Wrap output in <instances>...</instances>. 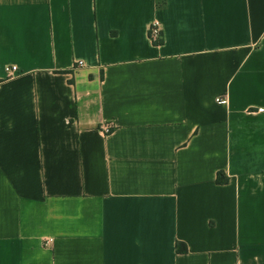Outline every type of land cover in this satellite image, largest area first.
Segmentation results:
<instances>
[{
    "label": "crops",
    "instance_id": "0c3cea01",
    "mask_svg": "<svg viewBox=\"0 0 264 264\" xmlns=\"http://www.w3.org/2000/svg\"><path fill=\"white\" fill-rule=\"evenodd\" d=\"M258 108L264 0H0V264H264Z\"/></svg>",
    "mask_w": 264,
    "mask_h": 264
},
{
    "label": "built area",
    "instance_id": "2783aa9c",
    "mask_svg": "<svg viewBox=\"0 0 264 264\" xmlns=\"http://www.w3.org/2000/svg\"><path fill=\"white\" fill-rule=\"evenodd\" d=\"M150 35H151V37L153 38V40H154V39H159V38H161V30H160V28H159V26H158L157 23H154V24L151 26V28H150ZM84 64H85V61H84L83 59H79V60L76 62L75 66H76V67H81V66H83ZM7 70H8V72L10 73V75L13 76V75H15V74L18 73V66L15 65V64H14V65H11L10 67L7 68ZM221 101H224V99L221 100ZM258 109L264 111V108H258ZM105 129H106V130H109L110 128L106 127ZM47 241H48V242H51L52 239L49 238Z\"/></svg>",
    "mask_w": 264,
    "mask_h": 264
},
{
    "label": "trees",
    "instance_id": "16d2710c",
    "mask_svg": "<svg viewBox=\"0 0 264 264\" xmlns=\"http://www.w3.org/2000/svg\"><path fill=\"white\" fill-rule=\"evenodd\" d=\"M162 42H163V38H159V39H154L153 40V43H155V44H159V43H162ZM217 181L219 183L220 182H226V181H228V176H226L223 171H219L218 174H217Z\"/></svg>",
    "mask_w": 264,
    "mask_h": 264
}]
</instances>
